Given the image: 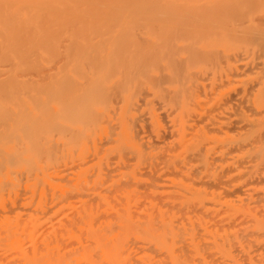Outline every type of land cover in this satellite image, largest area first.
<instances>
[{"label": "bare ground", "instance_id": "obj_1", "mask_svg": "<svg viewBox=\"0 0 264 264\" xmlns=\"http://www.w3.org/2000/svg\"><path fill=\"white\" fill-rule=\"evenodd\" d=\"M261 17H264V0H0V207L3 209H0V264H6L4 258L11 257L12 260L18 257V261L15 258L17 264H199L202 260L204 263L206 260L202 259L201 253L205 247H202V239V242L199 241L202 232L198 229L205 219L201 220L202 223L199 220L200 224L196 222L199 219L196 216L202 218L198 210L203 206H199L197 215H193L196 211L188 207L193 202L202 204L201 198L207 195L204 188L201 190L199 185L192 186L190 180L187 184V177L185 181L179 177L163 180L160 175L152 181L151 177L146 178L143 164L151 162L150 159L156 160L157 153L164 155L163 148L169 144L166 148L169 149L164 151L173 153L168 156L166 164L163 162L169 168L187 157V153L200 152L202 141L206 138L205 131L202 134V126H188L191 120H186L191 103L196 101L194 90L200 83V76L206 74L205 71H210L213 77L217 76L218 70L227 67L222 63L223 57L228 59L225 58L229 57L228 52L233 54L236 48L244 51L245 45L250 44L248 41L262 43L259 49L264 50V25H258L264 20ZM251 51L247 52L252 54ZM256 51H259L257 45L254 55ZM232 58L229 57L231 61ZM223 62L226 64L229 61ZM260 71L264 79V68ZM257 89L255 100L264 96V80L258 83ZM221 92L224 94L225 90ZM260 101L262 103L264 99ZM254 102L257 105L258 102ZM160 105L165 109L169 105L172 109L168 117L173 135L164 147L141 136L146 126L152 133L161 135L160 131L165 126L158 113L157 106ZM258 121L261 123L257 122L253 127L264 125V121ZM250 130L254 136L259 128ZM247 134V137H253ZM259 143L263 145H256L257 149L247 148V154L259 157L260 163L264 161V141ZM152 163L154 165V161ZM68 165L71 166L70 172L57 175L60 179L56 180V186L60 187V192L51 190L52 198L49 199L50 191L47 193L46 185L52 183L53 172ZM140 168H144L142 172L145 175L139 173ZM62 169L59 171L62 172ZM151 172L154 171L149 170L148 173ZM154 173L153 176L159 175ZM147 179H151L150 182ZM146 180L149 197L158 192L161 196L166 195L165 198L173 196L175 200L170 199L172 208L169 199L165 201L166 205L156 202L160 193L153 199L139 197L136 201L138 194L148 193L145 185V189L141 186L146 184ZM23 183L27 188V196L22 199L23 207L5 210L6 200L12 197V193L16 194ZM127 183L132 188L121 187H126ZM118 186L120 190L114 191ZM255 190L253 188L252 192H261ZM112 192L119 195L112 196ZM212 196L215 199L214 194ZM248 196L255 198L256 195ZM253 198L250 200L259 206L262 197L257 202ZM152 200L155 202L151 203ZM133 201L140 205V208L137 206L140 212L135 207L138 214L131 208L136 206ZM177 201L184 205L182 208L187 207L182 214H190L188 209H193L189 215L195 218L194 224L190 222L193 229L189 227L192 225L188 222L190 217L188 220L185 215H180V211L176 213L180 210L179 206L176 207L180 204ZM50 202L54 203L51 208L47 206ZM116 202L118 205L114 204ZM239 202L243 204H237L239 211L249 214L252 208L258 211L250 202L251 211L246 209L245 202ZM35 203L37 208L32 210L31 205ZM228 204L231 208L228 211H233V208L238 210L233 207L234 203L230 205L229 201ZM67 207L71 208L73 216L69 215L73 221L70 220L71 224L64 229V238L56 236L55 242L50 233L53 239L47 243L48 235L44 233L45 244L42 243V247L38 241L43 234L37 237L40 224L42 226L43 220H47L54 210L64 211L63 208ZM248 213L246 215L249 216ZM256 217L257 221L251 220L256 222L252 225L264 231V216L263 219ZM53 225L55 231L57 226L54 225L55 229ZM195 230L200 232L199 235ZM54 231L60 235L61 231ZM207 232L210 233L209 230ZM250 232L253 233L252 230ZM185 233L190 235V242L186 243L187 251L183 241ZM263 233H259L261 236L258 237H264ZM226 234L224 232L223 235ZM66 236L71 242L67 247L64 245L69 241L60 243L67 241ZM185 236L188 238V235ZM259 250L256 249V252ZM219 251L220 248L217 254ZM261 259L264 261V258ZM251 260L254 263L255 259ZM260 262L262 260H255L256 264Z\"/></svg>", "mask_w": 264, "mask_h": 264}, {"label": "rangeland", "instance_id": "obj_2", "mask_svg": "<svg viewBox=\"0 0 264 264\" xmlns=\"http://www.w3.org/2000/svg\"><path fill=\"white\" fill-rule=\"evenodd\" d=\"M261 16H263V15H261ZM260 18V17H259ZM258 18V19H259ZM262 19L264 18V17H261ZM257 18H256V20H258ZM260 21V20H259ZM261 23L260 24H258V21L256 22V24H258V25H261V26H263L264 25V20H262V21H260ZM263 22V23H262ZM263 24V25H262ZM250 40V39H249ZM255 40V39H254ZM252 42V43H251ZM251 42L250 41H248V44L249 45H252L250 48H251V50H253L254 49V51H255V48H256V45L258 46V52L257 53H255V55H254V51H251L252 52V54L251 53H248V52H250L249 51V45H245V46H247L248 47V50L246 49L247 47H244L243 48V50L244 51H242V47H240V49L241 50H239L238 48H236L240 53H238V51L236 50V52L234 53L233 52V54H235V55H233L232 54V52L230 53V52H228V56L229 57H235L236 56V54H237V57H235L234 59L232 58V61L229 59V57H225V58H228V59H224V57H223V60L225 61V62H227V61H229V62H231L230 64H229V62H227L226 64L223 62V60H222V63L224 64V66H227L228 67V69H227V67H225L222 71L221 70H218V75L217 76H215V77H213V75H211V72L210 71H205L204 73H206V74H202L201 76H200V83H199V85L198 86H196V90H194V92H195V94H196V101H193V103L195 104H192L191 103V108H192V106H194L193 108H192V110H191V108H190V112L192 111V113H190V112H188V114H187V116H186V120L189 122L190 120V122L188 123V126L190 125V127H194V126H198L199 128L202 126L203 128H201V130H202V134L204 133V131H205V133H204V136H205V134H206V138H204V141H202L201 143H202V147L200 146V152H198V153H196V154H194V152H193V154H192V152H191V154H189V153H187L188 154V156L187 157H185V158H181V157H183V156H181L180 158V160H179V162H176V164H174L171 168H169L168 166H165V164L168 162V159H169V157H170V153H173V152H168V151H164V150H168V149H166L167 147H169L170 146V144L169 145H167L166 146V148L164 147L165 145H166V142L168 141V143H170L169 141H171L170 139H172L171 138V136L173 135V126H172V123H171V120L169 119V113H170V115L172 114L171 112H172V109H170L169 107V105L166 107V109H165V107L163 106H157V108H158V113H160V115H161V119L163 120V123H164V128L159 132L161 135H158L157 133H152L151 132V129L148 127L147 128V126L145 127V130L142 132L143 134L141 135L142 137H145L147 140L150 138V139H152V141L151 142H155L156 144H158L159 146H161L162 145V147H164L163 148V153H165L164 155H166V156H164V155H162V153L160 152L159 154L157 153L156 154V157H157V155H159L157 158H155L156 160H152V159H150L151 160V162L150 161H145V163L146 164H143V166H144V168H145V170H146V172H145V174L148 176H146V178H149V177H151V179H152V181L155 179V177H156V179L158 178V177H160V175H161V179H163V180H168L169 178H172V177H179V178H181V179H183L184 181H185V178H186V181H187V184H188V181H189V184H191L192 186H197L198 187V185H199V188H202L201 190H203V188H204V191L207 193V195H205V197H204V195H203V191H202V195H203V197H204V200H203V197L201 198V203L202 204H200L199 202H193V204H192V206L190 207V205H188V207L189 208H193V209H188V210H191V212H190V214L193 212V211H196V212H194V214L193 215H197L198 214V212L200 213H202V214H199V215H201L202 216V218L201 217H199V216H196V218L198 219V221H196L197 223H199L200 224V222H201V220L202 219H205V220H202V221H205V222H203V224H200V228L198 229V230H200L202 233H200L199 231V233H200V235H202L201 237L202 238H200L199 239V241L200 242H202V245H203V243H204V245L202 246V247H205L204 249L201 247V249H203L202 250V253H201V256H203L204 258H202V259H205L206 261H207V263H209V264H223L224 262H226V264H234V262H235V264H240V263H242V264H245V263H247L248 264V262L250 263H252L253 262V260H251V261H249L250 259H255V260H262V263L261 264H263V259H261V257L262 258H264V249H262V248H264V237H258V235H259V233H262V232H264V231H262L261 229H259V228H257V227H255L254 225H255V223L256 222H254V221H257V219L255 220V216H257L258 218L260 217L261 219H263L262 218V216H264V215H262V214H264V202L262 201V199H264L263 197H264V193H262V192H264V161H262L261 160V162L259 163L258 162V159H259V157H258V159H257V157L255 158L254 156H252V155H250V154H247V150L248 149H251L252 147L254 148V149H257V146L256 145H263V143H259V142H263L264 141V127H262V125L261 124H259L260 126H257V127H253V126H255L256 124H257V122H259L258 120H260V121H264V101H262V103H261V101L260 100H262V99H264V96L263 97H261V98H258V100H255V98H254V96L256 95V92H257V88H258V83H260V82H263V80L264 79H262V74H259V73H261V71L260 70H262V68H264L263 66H264V50H261V49H259V47L261 48V46L259 45V44H262V43H259V44H254V42L251 40ZM255 42H258L257 40H255ZM264 43V42H263ZM242 46H244V44H241ZM254 45V46H253ZM264 45V44H263ZM262 45V46H263ZM253 48V49H252ZM245 49L248 51H245ZM261 50V51H260ZM242 51V52H241ZM259 52H261V53H259ZM248 54H250V55H248ZM232 55V56H231ZM254 56V57H253ZM252 57V58H251ZM227 60V61H226ZM228 64V65H227ZM231 64H233L232 66H230ZM223 66V65H222ZM223 68V67H222ZM221 71V72H220ZM220 72V73H219ZM208 73H210V74H208ZM263 73V72H262ZM222 74V75H221ZM220 75V76H219ZM219 76V77H218ZM257 76V77H256ZM264 76V75H263ZM205 77V78H204ZM212 79H214L213 81H212ZM224 79V80H223ZM227 79H228V81H227ZM231 81H230V80ZM216 80V81H215ZM261 80V81H260ZM242 81V82H241ZM246 81V82H245ZM213 82V83H212ZM224 82V83H223ZM231 83V84H230ZM229 84V85H228ZM201 85V86H200ZM231 85H233V86H231ZM253 85H255V86H253ZM203 86V87H202ZM229 86H231V87H229ZM199 87V88H198ZM226 88H229V89H227L226 90ZM231 88V89H230ZM225 90V92H224V94H222V92L221 91H224ZM248 90V91H247ZM247 91V92H246ZM251 91V92H250ZM221 92V93H220ZM216 93H217V95H216ZM218 93H220V94H222V95H219ZM258 93V92H257ZM210 94V95H209ZM226 94V95H225ZM247 94H249V95H247ZM216 96V97H215ZM221 96V97H220ZM202 97V98H201ZM197 98H198V100H197ZM244 98V99H243ZM214 99H216L217 101H215ZM253 99H254V101H257L258 103H257V105H256V103L253 101ZM257 99V98H256ZM206 100L208 101V102H206ZM243 100V101H242ZM201 101H202V103H201ZM215 101V102H214ZM198 102V103H197ZM260 102V103H259ZM200 103V104H199ZM205 103H207V104H205ZM162 113V114H161ZM191 114V115H190ZM246 115V116H245ZM146 117V116H145ZM249 118V119H248ZM251 118H253V119H251ZM254 118H256V119H254ZM190 119V120H189ZM261 119H263V120H261ZM191 123V124H190ZM259 123H261V122H259ZM262 123H264V122H262ZM193 124V125H192ZM255 124V125H254ZM172 126V127H171ZM264 126V125H263ZM167 127V128H166ZM207 127V129H205V128ZM147 128V129H146ZM209 128V129H208ZM251 128H259V130L258 131H256L255 132V134L256 135H254L253 136V133H252V131L250 130ZM263 128V129H262ZM204 130V131H203ZM250 130V131H249ZM248 131H249V133H248ZM255 131V130H254ZM263 131V132H262ZM172 134H171V133ZM251 132V133H250ZM258 132V133H257ZM262 132V133H261ZM249 134V135H252L253 137H251V136H249V137H247L246 136V134ZM157 134V136H155ZM168 134V135H167ZM247 134V135H248ZM260 136H259V135ZM159 136V137H158ZM168 136V137H167ZM243 136V137H242ZM246 136V137H245ZM258 136V137H257ZM222 139V140H224V141H222L220 138ZM240 137H242L241 139H245V140H241L240 139ZM166 138V139H165ZM207 138H209L208 139V141H206V139ZM212 138V139H211ZM232 138V139H231ZM248 138V139H247ZM252 138V139H251ZM219 139V140H218ZM251 139V140H250ZM162 140V141H161ZM203 140V139H202ZM217 140V141H216ZM241 140V141H240ZM260 140V141H259ZM164 141V143H162ZM216 141V142H215ZM204 144V145H203ZM164 145V146H163ZM206 146V147H205ZM254 146H256V147H254ZM205 147V148H204ZM251 147V148H250ZM264 147V146H263ZM248 148V149H247ZM207 149V150H206ZM171 150V149H170ZM264 151V148H263V150H262V152ZM177 152V151H176ZM202 152V153H201ZM254 152H256V150H254V151H252V154L254 153ZM258 152V151H257ZM262 152L260 153L261 155H262ZM168 153V154H167ZM249 153H250V151H249ZM259 153V152H258ZM205 154V155H204ZM256 154V153H255ZM209 155V156H208ZM254 155V154H253ZM257 155H259V154H257ZM161 156V157H160ZM169 156V157H168ZM200 156H201V158H202V160H201V158H200ZM252 156V157H251ZM166 157V158H165ZM164 158V159H163ZM168 158V159H167ZM187 158H188V160H187ZM195 158H197V159H195ZM264 158V157H263ZM262 158V159H263ZM166 159H167V161H166ZM179 159V158H178ZM193 161H192V160ZM207 159V160H206ZM261 159V158H260ZM162 160V161H161ZM196 160V161H195ZM264 160V159H263ZM152 161H154V165H153V163H152ZM188 161V162H187ZM201 161V162H200ZM156 162V163H155ZM163 162L165 163L164 165H163ZM192 162V163H191ZM206 163V165L204 164V163ZM148 163H150L151 165L150 166H147V165H149ZM175 163V162H174ZM187 163V164H186ZM202 163H203V165H202ZM183 164H184V166H183ZM200 164V165H199ZM159 165V166H158ZM180 165H181V167H180ZM195 165V166H194ZM198 165V166H197ZM256 165V166H255ZM143 166H141V167H143ZM147 168H146V167ZM152 166V167H151ZM154 166H156V167H154ZM165 166V167H164ZM179 166V167H178ZM189 166V167H188ZM259 166V167H258ZM69 167V168H68ZM70 165H68V166H61V167H58L56 170H60L61 168H63L62 170V172H58V171H54L53 172V174H52V183L49 185V184H47L46 185V187H47V193L49 192V195H48V198L49 199H51L52 198V196H51V193H52V191L53 190H58V192H60V187L59 186H56L57 184H56V180L58 179H60L57 175H59V174H63V175H66L68 172H70ZM150 167V168H149ZM157 167H159V168H157ZM166 167H168L169 169H166ZM185 167V168H184ZM211 167H212V169H211ZM144 168H140L139 169V173L141 174H143V169ZM151 168H153V169H151ZM163 168V169H162ZM207 168V169H206ZM67 169V170H66ZM157 169H162V170H157ZM177 169V171L175 172V170ZM201 169V170H200ZM141 170V171H140ZM149 170L150 171H154L155 173H158L159 175H155V176H153L152 174L154 173H148L149 172ZM166 170V171H165ZM197 170H200V171H196ZM165 171V172H164ZM168 171H171V172H169L168 173ZM207 171V172H206ZM63 172H65V174L63 173ZM162 172V173H161ZM181 173V174H179V173ZM196 172V173H195ZM214 172V173H213ZM59 173V174H58ZM154 173V174H155ZM166 173V174H165ZM168 173V174H167ZM184 173V174H183ZM192 173V174H191ZM195 173V174H194ZM145 174H143V175H145ZM151 174V175H150ZM163 174V175H162ZM173 174H175V175H173ZM167 175H168V177H167ZM170 175H172V176H170ZM177 175H179V176H177ZM182 175H183V177H182ZM214 175V176H213ZM163 176H165V177H163ZM189 176V177H188ZM154 177V178H153ZM192 177V178H191ZM145 177H144V179H146ZM164 178H166V179H164ZM53 179H54V181H53ZM150 179V180H151ZM155 179V180H156ZM188 179V180H187ZM191 179H192V181H191ZM147 180H149V179H147ZM147 180L146 181H144L146 184H144L143 182V184H141V186L142 187H144L143 185H145V187L147 186ZM150 180H149V182H150ZM261 180V181H260ZM199 181V182H198ZM201 181V182H200ZM192 182H193V184H192ZM261 182V183H260ZM197 183V184H196ZM203 183V184H202ZM165 185V184H164ZM231 185V186H230ZM253 185V186H252ZM22 186V185H21ZM131 186V184L130 183H127L126 184V187H125V185L123 186V185H121V187H123L124 189H130V188H132V186ZM163 186V185H162ZM201 186V187H200ZM233 186V187H232ZM145 187L144 188H142V189H145ZM148 187H149V185H148ZM148 187H146L147 188V192L148 193H146V191L145 192H142V190L140 191V192H142V193H140V195L138 194L137 195V198H136V201H137V199H139V197L141 198H144V197H146V198H144L145 200H147V198L148 199H153V197H155L158 193H160V195H158L156 198L158 199H156V202H161V205H163L164 203H165V205L167 204V202H165V201H167L169 198H165V196H163L164 194H163V189H161V191H162V196H161V192H158V193H156V194H154V193H152L151 191H152V189H150L151 191V193H152V195H154V196H151V197H149V188ZM251 187V188H250ZM53 188V189H52ZM120 187L118 186L117 187V189L115 188V190L114 191H116V192H118L120 189H119ZM122 188V189H123ZM207 188V189H206ZM253 188H254V190H255V188H257L258 189V191L259 190H261V192L260 193H257L256 194V192H252V190H253ZM22 191H21V190ZM119 189V190H118ZM140 189V188H139ZM235 189V190H234ZM257 189L255 190V191H257ZM10 191H11V189H9ZM8 190V191H9ZM17 190V189H16ZM20 190V191H19ZM52 190V191H51ZM118 190V191H117ZM8 191H6V192H8ZM12 191H15V190H12ZM17 191H19L18 193H17ZM16 191V194H13L12 193V197L11 196H9V192L7 193V197L6 198H8V196H9V198H8V200H6V204L7 205H5L6 206V208H5V210H10V208L12 209V207H14V208H22L23 206L21 205L22 204V199H25V196H27V188H26V184H24L23 183V187H19L18 188V190ZM240 191V192H239ZM21 192V193H20ZM154 192V191H153ZM210 192V193H209ZM216 192V193H215ZM243 192V193H242ZM15 193V192H14ZM23 193V194H22ZM113 193V192H112ZM115 193V192H114ZM113 193V194H114ZM144 193V194H143ZM146 193V194H145ZM255 193V195H253V194ZM22 194V195H21ZM39 194V193H38ZM112 194V196H118L119 194H114L113 195ZM141 194H142V196H141ZM147 194H148V196H147ZM214 194V196H215V199L213 198V195ZM217 194V195H216ZM251 194V196H255V198H253V200L254 201H256L257 200V196H259L260 194H262V195H260L261 197H262V199H261V201L259 200L261 197L259 196V201H260V203L258 202V204H259V206L260 205H262L263 204V206L261 207H259V206H255L256 205V203L255 202H252L251 200H252V198H250V196H248V195H250ZM11 195V194H10ZM20 195V196H19ZM151 195V194H150ZM168 195V194H167ZM172 196V195H171ZM211 196V197H210ZM220 196V197H219ZM232 196V197H231ZM17 197H20V198H17ZM120 197V196H119ZM162 197H164V198H162ZM169 197V196H168ZM173 197V196H172ZM170 198V199H174V198ZM218 199H217V198ZM234 197V198H233ZM117 198V197H116ZM115 197H113L112 199H116ZM241 199V200H239V201H242V202H245L244 203V206L246 205L248 208H246V209H249V208H251L252 206H250L249 207V202H250V205H253V207L255 206V208H257L258 209V211L259 210H263V212H261V211H256V209H254L253 210V208L250 210L251 211V214H249L248 212H246V213H244L245 211H239V206L238 205H243L241 202H239L238 201V199ZM164 201H163V200ZM166 199V200H165ZM168 200V201H170L169 203V206L170 205H173L172 203V200ZM213 199V200H212ZM244 199H246L245 201H243ZM251 199V200H250ZM145 200H143V201H145ZM160 200V201H159ZM175 200V199H174ZM232 200V201H231ZM250 200V201H249ZM257 200V201H258ZM7 201H8V203H7ZM140 201H142V200H140ZM139 201V202H140ZM148 201H150V200H148ZM148 201H147V203H148ZM230 201V205H231V203L233 204L234 203V206L233 207H237L238 208V210L237 209H235V208H233L234 210H235V213H233L234 212V210L233 211H228L229 210V208H228V202ZM256 201V202H257ZM10 202V203H9ZM125 202V201H124ZM123 202V203H124ZM134 202V201H133ZM153 202H155V201H153L152 200V202L151 203H153ZM162 202H163V204H162ZM175 202V201H174ZM179 201H177V203H178ZM235 202H236V206H235ZM247 202V203H246ZM52 202H50V203H48L47 204V206L49 207V208H51L52 206H53V204L54 203H52ZM135 203V202H134ZM137 203V202H136ZM135 203V204H136ZM140 203H142V202H140ZM180 204H181V202H179ZM178 203V204H179ZM195 203H197L196 205L198 206H195ZM252 203V204H251ZM255 203V204H254ZM262 203V204H261ZM114 204H117V202L116 203H114ZM135 204H131L132 206H134ZM139 204V203H138ZM155 204V203H154ZM175 204V203H174ZM180 204L179 205H177L176 207H178V209H180V210H176V208H174V210L173 211H175L176 210V213H177V211H178V213H179V211H180V213L181 212H183L184 210L186 211V208H182V206H184V205H182L181 204V206H180ZM238 204V205H237ZM10 205V206H9ZM118 205V204H117ZM144 205V204H143ZM145 205L147 206V204L145 203ZM145 205L143 206V207H145ZM148 205H150V204H148ZM156 205V204H155ZM193 205H194V207H193ZM224 205V206H223ZM18 206V207H17ZM32 206V207H31ZM30 207L32 208V210H34L35 208H37V205H36V203L34 204V205H31ZM47 206H46V208L44 209V210H46L47 209ZM138 205L136 204V206H134V207H131V208H134V209H132V210H134V212L136 211V209H137V211L138 212H140L139 210H138V207L140 208V205L137 207ZM158 206H160L159 204H158ZM169 206H168V209H170L169 208ZM175 206V205H174ZM187 206V205H186ZM199 206H201V208H202V206H203V208L200 210L199 209ZM28 207V206H27ZM135 207H136V209H135ZM142 207V208H143ZM148 208L150 207V206H147ZM171 208H172V206H170ZM232 207V206H231ZM241 207V209H245V208H243V206H240ZM181 208H182V211H181ZM196 208V209H195ZM214 208H215V210H214ZM228 208V209H227ZM262 208V209H261ZM0 209L3 211V209L0 207ZM64 209V211H62V209H57V210H54V212H52L51 214H49L47 217H48V219L46 220V218H45V220H43V223L45 224L46 222H47V224L44 226V224L41 226V224H40V227H39V224H38V229L40 230V232H38V233H40L39 235H37V237H39L41 234H43V236H41L40 238L41 239H39V244L41 243V245H42V243L43 244H45V242L43 241V237H44V233H45V236L46 235H48V239L45 237L44 239H47V243H48V241L50 242L54 237V240L55 239H57V237L56 236H59L58 238H64L63 237V233H64V229H67V225H68V227H69V225L71 224L70 223V220H71V222L73 221V219H72V217L69 215V214H71L72 215V211L67 207L66 209L65 208H63ZM71 211V213L69 212V210ZM145 209V208H144ZM184 209V210H183ZM197 209H199L198 210V212H197ZM209 209V210H208ZM231 209V208H230ZM1 210H0V212H1ZM61 212H60V211ZM65 210H66V212H65ZM193 210V211H192ZM208 210V211H207ZM237 210V211H236ZM248 211V210H247ZM249 211V212H250ZM58 213V216H57V213ZM60 212V213H59ZM68 212V213H67ZM138 212H135L136 214H138ZM188 212V211H187ZM204 212V213H203ZM236 212H238V213H236ZM255 212H257V214L255 213ZM55 213H56V215H55ZM65 213V214H64ZM67 213V214H66ZM134 213V214H135ZM196 213V214H195ZM228 213V214H227ZM249 214V216L248 215H246V214ZM255 213V214H254ZM66 215L65 217H64V215ZM189 213H187L186 214V212H185V214H180L181 216L182 215H185V216H187V217H185L184 216V218H186V219H188V220H190L189 219V217L191 216ZM206 214V215H205ZM230 214V215H229ZM253 214H254V216H253ZM259 214H261V215H259ZM69 215V216H68ZM177 215H179V214H177ZM190 215V216H189ZM244 215H246V216H244ZM251 215H252V218L250 219V217H251ZM73 216V215H72ZM228 216V217H227ZM230 216V217H229ZM39 217H41V215H39ZM49 217H50V219H49ZM67 217H68V219H69V221H67L68 219H67ZM104 217V216H103ZM193 217V216H192ZM192 217H190L191 218V221H188L189 222V225L190 224H192L194 221V219L192 218ZM207 217V218H206ZM256 217V218H257ZM52 218V219H51ZM66 218V219H65ZM180 217H178V219H179ZM183 218V217H182ZM182 218H180V219H182ZM201 218V219H200ZM65 220L66 222H64V221H62V220ZM254 220V221H252L251 222V220ZM182 220H184V219H182ZM199 220H200V222H199ZM50 221H52L53 223H50ZM58 221H59V223H58ZM186 221V220H185ZM67 222H69V223H67ZM188 222H186L187 224H188ZM190 222H192V223H190ZM207 222V223H206ZM209 222V223H208ZM250 222H251V225H250ZM253 222H254V225H252L253 224ZM56 223H58V224H56ZM63 223H64V225H66L65 227H64V225H63ZM67 223V224H66ZM202 223V222H201ZM54 224V225H56L57 226V229L59 230L60 228H63V229H60L59 231H57V229H56V226H54L55 227V231H54V229H52V225ZM61 224V225H60ZM194 224V223H193ZM193 224L192 225H190L189 227L190 228H192L193 229ZM198 224V225H199ZM209 224V225H208ZM206 225V226H205ZM43 226H44V228H43ZM51 226V228H49ZM62 226V227H61ZM193 226V227H192ZM196 226V225H195ZM247 226V228L246 229H244L243 227H246ZM248 226H250V227H248ZM46 227V228H45ZM53 227V228H54ZM204 227V228H203ZM208 227V228H207ZM47 228L48 229H50V230H47ZM196 228H197V226H196ZM217 228V229H216ZM243 228V229H242ZM249 228V229H248ZM203 229H205V230H203ZM248 229V231H246ZM256 229H259L258 230V232L256 231ZM47 230V231H46ZM210 231V233L209 232H207V231ZM244 230V231H243ZM249 230H252L253 231V233H256L254 236L252 235L253 233H251V234H249ZM49 231V232H48ZM53 231L54 232H60V233H58V234H60V235H57L56 233H53ZM63 231V232H62ZM206 233H205V232ZM220 231V232H219ZM231 231H234V232H231ZM235 231H237L238 233H239V236H238V233L237 232H235ZM256 231V232H255ZM191 232V231H190ZM189 232V233H190ZM197 232V233H198ZM224 232L226 233L227 232V234L226 235H223L224 234ZM50 233H52V235L51 236H53V238L50 236ZM189 233L187 234V233H185V235H188V238H187V236H185L184 235V239H183V241H185V243H184V245L186 246L187 244L186 243H188V242H190V240H189V238H190V235H189ZM195 233H196V230H195ZM194 233V234H195ZM196 233V234H197ZM199 233L197 234V235H199ZM214 234V235H211V234ZM215 233H217V235L215 234ZM218 233H220V234H222V235H219ZM231 233V234H230ZM247 233V234H246ZM190 234H192L193 235V233L191 232ZM209 234V236H207ZM230 234V235H229ZM235 234H237V235H235ZM264 234V233H263ZM203 235H205V236H203ZM65 236V235H64ZM219 237L220 239H222V240H220L219 238H217V237ZM221 236V237H220ZM225 236V237H224ZM259 236H261V235H259ZM263 236V235H262ZM198 237V236H197ZM211 237V238H213V239H209V238ZM217 239H216V238ZM228 237V238H227ZM230 237H234L233 239L232 238H230ZM215 238V239H214ZM225 238H226V242H225ZM258 238V239H257ZM67 241H65L64 243L63 242H60V243H62V244H66V242L68 243V239H67V236H66V238H65ZM185 239H188V240H185ZM201 239H202V241H201ZM219 239V240H218ZM230 241H229V240ZM237 239V240H236ZM238 239H239V241H238ZM53 240V241H54ZM64 240V239H63ZM234 241V242H231V241ZM256 240H258V241H256ZM212 241V242H211ZM219 245L220 244V246H217V244L215 243V242ZM260 241V242H259ZM55 242H56V240H55ZM54 242V243H55ZM211 242V243H210ZM219 242H223L222 244L221 243H219ZM241 242V243H240ZM51 243V242H50ZM70 241H69V244H66V245H64V246H66L67 247V245H70ZM183 243L182 244H180V245H183ZM205 243H209V244H205ZM233 243V244H232ZM238 243H239V245H238ZM243 243V244H242ZM38 244V245H39ZM232 244V245H231ZM179 245V246H180ZM212 245V246H211ZM230 245V246H229ZM62 246V245H61ZM64 246H62V247H64ZM207 246V247H206ZM210 246V247H209ZM215 246V247H214ZM235 247V248H232V247ZM261 246H263L262 248H261ZM41 247V246H40ZM42 247H44V245H42ZM187 247V249H186V251L188 250V246H186ZM209 247V248H208ZM212 247V248H211ZM230 247V248H229ZM243 247V248H242ZM219 248H220V251H219V254H217L218 253V250H219ZM224 248H225V250H224ZM238 249V251H237V249ZM218 249V250H217ZM230 251H229V250ZM240 249H242L241 251H240ZM256 249L257 250H259V251H257L256 252ZM206 251V252H205ZM214 251H215V253H214ZM217 251V252H216ZM226 251V252H225ZM234 253H233V252ZM240 252V253H239ZM242 252V253H241ZM252 252V253H251ZM261 252H263V253H261ZM224 253V254H223ZM246 253V254H245ZM257 253V254H256ZM207 256H206V255ZM213 254V255H212ZM215 254V255H214ZM221 254H223L224 255V257H223V255H221ZM235 256H234V255ZM243 254V255H242ZM245 254V255H244ZM256 254V255H255ZM225 255H226V257H225ZM231 255V256H230ZM233 255V256H232ZM238 255V256H237ZM241 255V256H240ZM248 255V256H247ZM210 256V257H209ZM217 256H219V258L217 257ZM247 258H245V257ZM254 256V257H253ZM261 256V257H260ZM208 257H209V259H211V260H209L208 259ZM220 257H221V259H220ZM223 257V258H222ZM229 257V258H228ZM236 257H238L237 259H235ZM240 257V258H239ZM242 257V258H241ZM243 257L246 259H243ZM251 257V258H250ZM259 258V259H256V258ZM12 258L13 257H11V258H8V259H5L4 258V260L8 263V260H9V263L8 264H10V263H12L13 264V262H14V264H15V261L17 260V258L16 257H14V259L12 260ZM15 258H16V260H15ZM214 258V259H213ZM228 258V259H227ZM13 261H11V260ZM201 259V260H202ZM218 261H217V260ZM224 259V260H223ZM231 259V260H230ZM235 259V260H234ZM239 259V260H238ZM208 260H209V262H208ZM227 260V261H226ZM229 260V261H228ZM238 260V261H237ZM255 260H254V263H255ZM4 261V263H6ZM18 261V260H17ZM16 261V264L18 263ZM206 261L204 262L205 264H207L206 263ZM213 261V262H212ZM222 261H224V262H222ZM231 261V262H230ZM232 261H234V262H232ZM239 261H240V263H239ZM6 263V264H7ZM203 263V260H202V263H199V264H204ZM250 263V264H251ZM254 263H252V264H254ZM256 263H257V261H256ZM255 263V264H256ZM259 263V264H260Z\"/></svg>", "mask_w": 264, "mask_h": 264}]
</instances>
